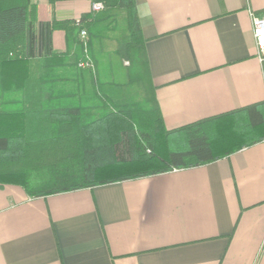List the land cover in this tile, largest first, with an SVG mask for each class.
I'll return each instance as SVG.
<instances>
[{
  "label": "crops",
  "instance_id": "obj_1",
  "mask_svg": "<svg viewBox=\"0 0 264 264\" xmlns=\"http://www.w3.org/2000/svg\"><path fill=\"white\" fill-rule=\"evenodd\" d=\"M30 1L38 21L91 12L90 0ZM133 1L165 129L229 114L234 130L264 134L242 111L256 105L264 119V59L251 33L264 0ZM52 45L65 52L63 32ZM44 84L42 97L60 102L61 79ZM46 120L30 127L31 146L63 148L61 126ZM11 142L18 160L31 147L12 139L7 151ZM0 264H264V139L202 166L55 194L0 184Z\"/></svg>",
  "mask_w": 264,
  "mask_h": 264
},
{
  "label": "trees",
  "instance_id": "obj_2",
  "mask_svg": "<svg viewBox=\"0 0 264 264\" xmlns=\"http://www.w3.org/2000/svg\"><path fill=\"white\" fill-rule=\"evenodd\" d=\"M57 1L65 0H48L50 7ZM90 2L102 3L103 10L78 19L38 21L30 0H0V153L12 139L33 145L37 134L30 127L46 119L61 126L54 135L59 145H67L50 150L47 158L34 145L21 160L0 161L1 185H17L33 197L55 194L202 166L264 139V134L253 138L234 130L229 114L166 130L134 1ZM55 31L64 34L62 54L53 50ZM54 78L62 87L61 101L53 104L42 92ZM68 80L74 83L65 84ZM54 109L67 117L54 118ZM242 111L253 129L264 124L261 114L253 117L256 105ZM177 133L185 149H171ZM61 163L73 165V175H65L69 184L44 190L30 186L32 173Z\"/></svg>",
  "mask_w": 264,
  "mask_h": 264
},
{
  "label": "rangeland",
  "instance_id": "obj_3",
  "mask_svg": "<svg viewBox=\"0 0 264 264\" xmlns=\"http://www.w3.org/2000/svg\"><path fill=\"white\" fill-rule=\"evenodd\" d=\"M178 136H172V139L170 141L171 149L172 150H182L186 148L185 141H178ZM183 139V137H182ZM11 148L10 150L6 152L0 153V161H9V160H16L20 159V156L22 155V150L19 147H15L14 145H17V143L11 142ZM40 157L45 156L51 157L53 155L52 151L50 150H42L40 151ZM50 167H53L52 169L47 168L46 170H40L32 173V180H30V186L34 189L44 190L49 188H58L59 186H64L66 184H69L65 178V175H69L73 169V165L70 163H61V164H54ZM73 175V174H70Z\"/></svg>",
  "mask_w": 264,
  "mask_h": 264
},
{
  "label": "built area",
  "instance_id": "obj_4",
  "mask_svg": "<svg viewBox=\"0 0 264 264\" xmlns=\"http://www.w3.org/2000/svg\"><path fill=\"white\" fill-rule=\"evenodd\" d=\"M103 10L102 3H91V12L97 13ZM251 33L254 41V45L256 48L257 56L260 59H264V17H251ZM80 37L82 39L85 38V32H80ZM80 67L83 68H91V64L88 63H81L79 64Z\"/></svg>",
  "mask_w": 264,
  "mask_h": 264
}]
</instances>
